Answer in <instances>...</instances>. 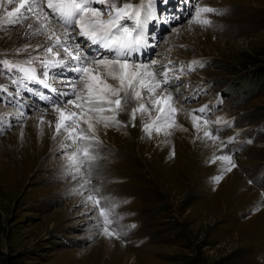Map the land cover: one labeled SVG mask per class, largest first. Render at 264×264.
Masks as SVG:
<instances>
[{
	"label": "rangeland",
	"instance_id": "obj_1",
	"mask_svg": "<svg viewBox=\"0 0 264 264\" xmlns=\"http://www.w3.org/2000/svg\"><path fill=\"white\" fill-rule=\"evenodd\" d=\"M151 4L157 19L146 27L155 47L142 61H156L157 71L171 61L174 73L182 66L185 72L157 90L171 94L177 110L175 123L159 134L143 130L156 111L131 120V110L147 103L131 97L116 116L119 123L92 121L98 143L89 171L92 176L100 168L102 175L91 177L90 187L112 206L119 239L100 233L93 205L84 203L88 193L79 191L83 180L68 174L64 153L73 149L61 147L70 143L66 133L54 138L55 126L39 119L71 97L65 80L75 73L52 70L48 82L57 91L46 93L55 97L46 103L43 87L30 82L32 98L13 84L16 76L24 81L22 74L3 65L37 56V45L43 58L48 34H28L32 17L0 31V85L8 89L0 92V264H264V0ZM203 7L216 10L200 17L209 25L191 19L193 9ZM164 16L177 21L169 25ZM49 28L61 36L65 31L52 20ZM25 45L27 51L18 52ZM190 65L194 71H187ZM33 66L42 72L37 61ZM96 72L119 87L103 66ZM76 87L83 95L84 81ZM200 103L210 110V123L197 131L191 112ZM209 129L219 137L215 142L204 137ZM221 154L232 157L230 172L219 161L209 163Z\"/></svg>",
	"mask_w": 264,
	"mask_h": 264
},
{
	"label": "snow or ice",
	"instance_id": "obj_2",
	"mask_svg": "<svg viewBox=\"0 0 264 264\" xmlns=\"http://www.w3.org/2000/svg\"><path fill=\"white\" fill-rule=\"evenodd\" d=\"M42 3L46 4L48 11L41 7ZM151 7V0H147L146 3L141 0L133 3L130 0L119 6L115 3L109 5L108 0H18V2L0 0V9H3V15L0 16V31L9 26L21 25L32 17L35 23L28 24V34L38 36L47 33L51 41V44L43 49L46 54L43 58L39 56L41 46L37 45L34 51L38 55L30 57L22 64L5 61L9 71L19 72L24 81L40 84L51 92L57 91L48 82L53 69L75 73L74 77L65 80L66 87L72 93L71 97L65 100L63 105H53V111L58 113L54 122V138L61 132L66 133L65 139L70 143L61 147L73 149L71 153H64L68 160L66 167L71 170L68 174L74 180H83L79 189L80 194L88 193L84 203L93 205L94 211L91 214L97 217L96 223L100 233L108 238L119 239L121 232L113 226L115 217L112 206L107 203L102 204L104 198L98 192L92 194L95 190L90 187L89 165L95 159L92 154L94 144L98 143L92 121H103L106 126L111 122L119 123L116 116L131 97L133 100L147 101V103L140 102L131 110V120L134 122L138 113L151 115L152 111H156V118L145 123L143 130L149 137L153 131L159 134L163 128L171 127L175 123L177 110L172 104L175 98L171 94L157 95V90L164 86H172L171 81L178 80L185 72L182 66L178 70L179 74L174 73L171 61L168 65H160V70L157 71L156 61L144 62L138 59L144 54L145 49L155 47L149 42V34L145 31L146 23L157 19L152 15ZM215 11L211 7L194 8L191 19L193 22L209 25L211 22L208 19H200V17L203 13ZM53 18L65 28L62 36L49 28ZM74 32L76 34H73ZM79 39L85 42L84 47L81 46ZM89 44L95 47H87ZM28 47L25 45L23 49H18V52L27 51ZM97 49L102 50V53L96 51ZM134 57L137 59H133ZM33 60L42 67V72L39 74L33 66ZM99 66L107 70V75L111 79L119 82V87L108 83L96 72ZM194 70L191 65L187 69V71ZM80 81H84L83 95L76 87ZM16 83L17 81L13 80V84ZM25 88L28 90L26 85ZM145 91L148 93L147 97L144 96ZM0 92H8V89L0 85ZM8 94L12 95V93ZM19 94L17 88L16 96ZM69 104L78 111L67 108L66 105ZM106 112L111 115H104ZM191 114L193 128L197 131L202 125L206 126L210 123L206 119L203 107L193 109ZM41 123H44L43 117ZM52 123L49 121V124ZM204 137L213 142L219 139L211 129L204 132ZM217 161L225 165V172H230L236 167L228 154L214 156L209 163ZM221 178L218 176L215 180L219 182Z\"/></svg>",
	"mask_w": 264,
	"mask_h": 264
},
{
	"label": "bare ground",
	"instance_id": "obj_3",
	"mask_svg": "<svg viewBox=\"0 0 264 264\" xmlns=\"http://www.w3.org/2000/svg\"><path fill=\"white\" fill-rule=\"evenodd\" d=\"M134 58H136V57H134ZM142 61V60H141ZM58 115V113H56V114H49V116L48 117H46V118H44L43 117V120L46 122V123H48V126H51V127H53L54 126V122H55V119H56V116ZM42 117L41 116H39V119H41ZM49 121H52L53 123L52 124H49ZM92 152H94L93 150H92ZM95 157V156H94ZM101 161H103V160H101ZM107 162V161H106ZM97 166H99V165H97ZM91 168H95L93 165H91ZM93 170H95L96 172H93V174L94 175H92L91 177H94V179L96 180V178L98 177V176H100V175H102V174H98V172L100 171V168H95V169H93ZM96 177V178H95ZM100 180H104V179H100ZM99 180V182H101ZM122 182V181H121ZM102 183V182H101Z\"/></svg>",
	"mask_w": 264,
	"mask_h": 264
}]
</instances>
